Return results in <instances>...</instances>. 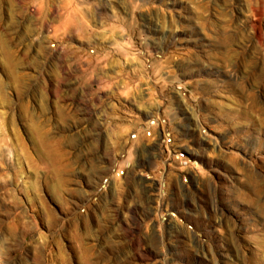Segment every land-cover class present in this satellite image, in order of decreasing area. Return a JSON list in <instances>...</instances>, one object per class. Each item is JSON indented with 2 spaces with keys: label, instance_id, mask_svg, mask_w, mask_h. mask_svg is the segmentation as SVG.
Here are the masks:
<instances>
[{
  "label": "rangeland",
  "instance_id": "obj_1",
  "mask_svg": "<svg viewBox=\"0 0 264 264\" xmlns=\"http://www.w3.org/2000/svg\"><path fill=\"white\" fill-rule=\"evenodd\" d=\"M0 264H264V0H0Z\"/></svg>",
  "mask_w": 264,
  "mask_h": 264
}]
</instances>
